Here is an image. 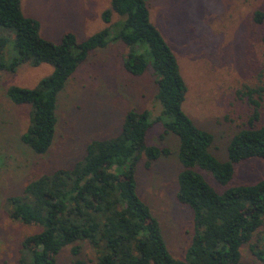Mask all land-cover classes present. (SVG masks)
I'll list each match as a JSON object with an SVG mask.
<instances>
[{"label": "trees", "instance_id": "obj_1", "mask_svg": "<svg viewBox=\"0 0 264 264\" xmlns=\"http://www.w3.org/2000/svg\"><path fill=\"white\" fill-rule=\"evenodd\" d=\"M114 15L119 18L116 22ZM102 19L104 29L88 39L79 43L72 32H66L54 43L40 36L37 20L23 15L20 0H0V27L13 30L15 53L5 61L6 40L0 38V71L15 72L26 63L52 67V73L32 89H7L13 104L30 108L29 126L21 140L36 154H45L56 131L58 94L94 50L120 42L128 49L127 73L139 77L150 66L158 77L156 99L161 116L168 118L164 132L179 140L182 171L177 176L176 200L192 212L191 243L183 259L172 257L159 223L137 195L135 174L141 158L149 167L169 152L146 144L152 126L149 112L129 110L115 137L90 141L83 159L71 168L37 178L22 196L9 199L10 218L40 227L26 239L28 256L21 263L56 264L63 248L70 246L77 256L81 245L87 244L95 264H246L241 259L246 245L264 264V246L251 244L264 227V179L219 193L197 171L227 186L236 164L264 160V126L256 128L250 122V127L235 133L227 146V161L218 160L209 151L212 135L196 127L181 109L187 87L173 51L151 21L146 1L110 0ZM254 19L261 23L262 12H255ZM139 44L142 51L136 50Z\"/></svg>", "mask_w": 264, "mask_h": 264}, {"label": "rangeland", "instance_id": "obj_2", "mask_svg": "<svg viewBox=\"0 0 264 264\" xmlns=\"http://www.w3.org/2000/svg\"><path fill=\"white\" fill-rule=\"evenodd\" d=\"M145 1L152 23L173 51L185 81L183 113L196 127L212 135L210 153L227 161V146L235 133L250 127V122L256 128L264 126V0ZM20 2L23 15L38 21L40 36L54 43H59L66 32H72L80 43L101 31L106 26L102 13L110 7V0ZM257 11L263 14L261 23L255 22ZM118 19L114 15L112 22ZM0 38L6 40L4 59L8 61L15 55L13 30L0 27ZM139 48L140 44L136 50ZM127 53L120 42H109L78 66L57 96L56 131L43 155L21 140L29 126V106L13 104L6 92L10 86L36 87L52 73V67L26 63L15 72L0 71V264L27 260L26 239L40 231L38 226L9 217V199L22 196L24 188L39 177L71 168L83 159L90 141L115 137L129 110L149 112L152 126L146 144L169 152L149 167L145 166V157L141 158L135 174L136 192L159 223L171 256L184 258L194 225L191 210L176 200L177 176L182 171L179 140L173 133L164 132L168 118L161 116L156 99L158 77L150 66L139 77L127 73ZM197 171L221 193L225 188L264 179V160L252 158L236 164L233 178L225 187L208 173ZM257 243L264 246V227L251 242ZM241 259L246 264H261L247 245L241 250ZM76 260L95 264V255L82 244L77 256L70 246L56 256V264H73Z\"/></svg>", "mask_w": 264, "mask_h": 264}]
</instances>
